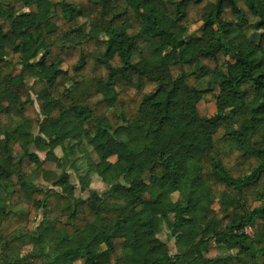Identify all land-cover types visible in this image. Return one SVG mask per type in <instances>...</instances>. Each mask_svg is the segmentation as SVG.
<instances>
[{"label": "trees", "instance_id": "1", "mask_svg": "<svg viewBox=\"0 0 264 264\" xmlns=\"http://www.w3.org/2000/svg\"><path fill=\"white\" fill-rule=\"evenodd\" d=\"M78 262L264 264V0H0V264Z\"/></svg>", "mask_w": 264, "mask_h": 264}, {"label": "rangeland", "instance_id": "2", "mask_svg": "<svg viewBox=\"0 0 264 264\" xmlns=\"http://www.w3.org/2000/svg\"><path fill=\"white\" fill-rule=\"evenodd\" d=\"M200 27H201L200 23H196V24H193L190 27H188V29H187L188 38L198 37L200 35V31H201ZM188 56H192V53L189 49H188ZM168 57H169L168 60L164 61V65L166 64V62L168 63L170 61L171 56H168ZM207 100H208V102H207L208 115L211 116L214 114V111H215L214 99L212 96H208ZM2 103L4 104L3 101H2ZM68 116L69 115L67 113H64L61 116V118L57 121V123L53 124V130L58 131V132H64L67 128ZM72 138L76 141L81 140L80 131H77L76 133H74L72 135ZM86 149L88 151H90L89 152L90 157L92 159H94L95 156L92 154L90 148H86ZM55 154L58 157H61L63 155L62 150L60 148H57L55 150ZM39 157L42 160H44L45 154L39 153ZM42 167L46 171H52L54 173H60V171L52 163L44 161V164ZM77 167L80 169L79 170L80 173H76L70 167L66 168V172L70 176V182L75 186V195L76 196H80V197L85 198V197H87V195L89 194L90 191H95L98 194H102L106 190L105 185L102 184V182L100 181L98 176L91 173L86 168V163H85L84 159H81L78 161ZM36 184L43 186V187H50L51 186V182H45L44 179H42V178H39L38 180H36ZM157 192L158 191H156L154 189H149L146 192L145 197L146 198H153L156 196ZM174 199H177L176 195H174ZM194 208H195V206H194V204H192L190 207V210L193 211ZM20 217L25 219L26 218V211L21 210ZM192 218H193V216H192ZM154 224L159 229L158 237L163 242H165L167 244V247L169 249L170 254L174 255L175 253H177V246L175 244V236L165 226H158L157 219L154 220ZM89 230H90V227H86L85 230L82 233L76 235V237L65 248L77 246L80 243H82V241L84 240V238L87 235ZM42 237H43V240H45V236H42ZM207 245L210 246V243L208 242ZM31 250H32L31 244H25L24 245L23 251L27 252V251H31ZM221 253H223V252L220 250H217L215 248H212L209 251L208 255L211 257H215ZM77 264H79V262Z\"/></svg>", "mask_w": 264, "mask_h": 264}]
</instances>
